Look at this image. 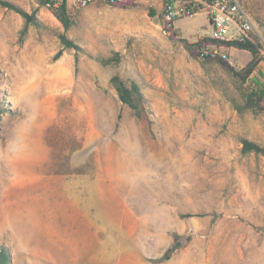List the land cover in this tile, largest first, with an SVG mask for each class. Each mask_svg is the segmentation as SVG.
Wrapping results in <instances>:
<instances>
[{
    "label": "rangeland",
    "instance_id": "374dc122",
    "mask_svg": "<svg viewBox=\"0 0 264 264\" xmlns=\"http://www.w3.org/2000/svg\"><path fill=\"white\" fill-rule=\"evenodd\" d=\"M8 1L41 23L21 36L22 17L0 7V247L11 264H264V158L240 143L264 146V112L238 113L236 81L170 40L166 0H65L68 29L41 0ZM236 1L264 85V0ZM172 2L197 11L174 21L179 38H211L203 5ZM216 49L235 68L251 58ZM114 75L140 84L150 121L121 104Z\"/></svg>",
    "mask_w": 264,
    "mask_h": 264
},
{
    "label": "trees",
    "instance_id": "16d2710c",
    "mask_svg": "<svg viewBox=\"0 0 264 264\" xmlns=\"http://www.w3.org/2000/svg\"><path fill=\"white\" fill-rule=\"evenodd\" d=\"M171 3L172 0H166V3ZM56 0H41L39 5H49L55 18L64 26L65 29L69 28V24L66 18L65 0H62L56 7L54 4ZM111 6H116L122 9H128L134 7V0H127L123 3L115 1H107ZM0 7L11 10L20 15L24 21L23 27L20 31L21 36L26 34L28 26L39 28L41 26L40 21L36 18L35 12L27 13L20 7L8 0H0ZM203 7H199L202 9ZM195 9V8H194ZM198 9V8H197ZM196 10V9H195ZM197 11H195L196 13ZM164 31L169 33V38L172 42H178L187 52L190 58L198 61L201 66L214 64L230 75L238 84V91L240 94L241 104L233 103L235 110L238 113L250 111L253 113L264 112V85L262 82L254 76L257 71L259 63L262 61L260 56V46L254 44L249 39L245 41L233 40H217L210 37H203L195 42H188L186 39H181L177 36L173 23L165 22L163 24ZM60 43L63 49L78 50V47L67 39L65 36H59ZM214 46L218 48H233L236 50L247 51L251 58L242 68H235L230 65L226 57L220 55H213L210 52L204 53L209 47ZM103 65L111 64V59L103 60ZM0 77V87H1ZM249 83L247 87L245 84ZM110 86L116 93L118 100L124 106L133 111L135 117L142 119L145 117L150 121L152 112L150 111L147 100L141 92V86L136 80L124 81L117 75H114L109 80ZM5 109L0 101V115L4 113ZM241 153L243 155L253 153L260 155L264 158V146H261L255 142L247 139H241ZM189 216V215H188ZM0 264H11L10 250L4 246L0 247Z\"/></svg>",
    "mask_w": 264,
    "mask_h": 264
},
{
    "label": "built area",
    "instance_id": "2783aa9c",
    "mask_svg": "<svg viewBox=\"0 0 264 264\" xmlns=\"http://www.w3.org/2000/svg\"><path fill=\"white\" fill-rule=\"evenodd\" d=\"M79 6H87L99 1H115L123 3L127 0H75ZM209 16L211 25V38L217 40H226L225 34L234 36L238 41L248 39V33L254 27L253 20L249 12L242 7L236 0H203L200 2ZM193 3H165L163 5L164 23H174L180 16L192 17L195 15ZM233 40V39H232ZM216 47L212 46L204 51L213 55H218ZM224 57V56H223Z\"/></svg>",
    "mask_w": 264,
    "mask_h": 264
},
{
    "label": "crops",
    "instance_id": "0c3cea01",
    "mask_svg": "<svg viewBox=\"0 0 264 264\" xmlns=\"http://www.w3.org/2000/svg\"><path fill=\"white\" fill-rule=\"evenodd\" d=\"M190 1H192V2H197V3H200V2H202L203 0H190ZM171 3H173V2H171ZM177 3V2H176ZM211 26V25H210Z\"/></svg>",
    "mask_w": 264,
    "mask_h": 264
}]
</instances>
